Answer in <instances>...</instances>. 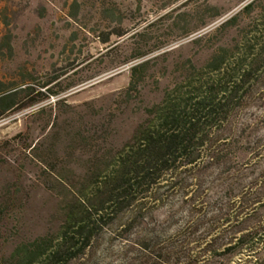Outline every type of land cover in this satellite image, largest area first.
<instances>
[{
  "label": "rangeland",
  "instance_id": "obj_1",
  "mask_svg": "<svg viewBox=\"0 0 264 264\" xmlns=\"http://www.w3.org/2000/svg\"><path fill=\"white\" fill-rule=\"evenodd\" d=\"M25 85L36 92L0 112V264L59 249L70 264L196 255L218 212L223 225L233 203H259L264 0H0V97ZM172 114L187 153L115 203L144 138L183 131ZM253 208L243 230L264 224ZM240 259L257 261L198 263Z\"/></svg>",
  "mask_w": 264,
  "mask_h": 264
},
{
  "label": "trees",
  "instance_id": "obj_2",
  "mask_svg": "<svg viewBox=\"0 0 264 264\" xmlns=\"http://www.w3.org/2000/svg\"><path fill=\"white\" fill-rule=\"evenodd\" d=\"M25 88L0 97V112L2 115L12 111L14 109L11 99L19 94H30L34 89L30 85H25ZM47 88V86H46ZM52 96L59 94L52 93ZM38 95H43L42 92H38ZM172 114L166 117L165 124L181 125L182 130L177 134L170 135H147L144 138L142 147L136 155L131 159L126 160L121 165V169L118 173L116 188L112 190V198L115 203H120L123 198L129 196L134 188H138L144 183L153 180L154 178H160L162 173H168L170 171L169 166L176 163L180 158H183L189 149L188 132L186 129V123L179 120ZM170 122V123H169ZM264 184L259 186V203L255 200H239L237 203H233L228 210V214L224 219V224H219L221 212H218V217L210 220L211 224L208 227V235L213 237V240L205 241L204 249L201 253L192 255L191 251L187 249H148L144 251H136L132 253V257L129 253L123 255L125 257V264H182L190 259H196L188 264H201L200 262L206 256L210 259L217 260L220 257H243L246 258L247 263H251V260H257L253 264H264V224L259 226V229L243 230L241 227L249 224L252 221L251 217H247V213L250 212L251 207H254V211L259 214H264ZM249 218V219H248ZM232 225L239 228L238 231L226 232L222 235L219 233L221 227H232ZM242 230V231H241ZM216 233V234H214ZM212 234V235H211ZM84 252V250L82 251ZM39 261L33 260L34 253L25 252V257L17 264H70L73 262L75 253H71L66 249H59L58 251L47 254L42 252ZM259 256V258H258ZM241 262L238 264H244ZM30 261V263H29ZM204 264V263H203Z\"/></svg>",
  "mask_w": 264,
  "mask_h": 264
}]
</instances>
